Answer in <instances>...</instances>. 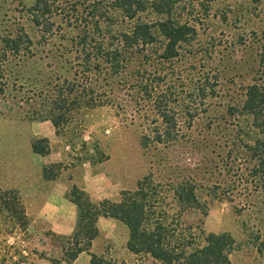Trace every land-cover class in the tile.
<instances>
[{"label": "trees", "instance_id": "obj_1", "mask_svg": "<svg viewBox=\"0 0 264 264\" xmlns=\"http://www.w3.org/2000/svg\"><path fill=\"white\" fill-rule=\"evenodd\" d=\"M182 3L183 0H35L28 16L37 29L50 34L52 19L60 17L77 30L70 41L77 70L66 88H58V97L45 119L53 125L56 136L61 121L68 119L65 113L77 115L81 108L111 105L112 90L107 88L118 85L123 86L134 108L143 112L152 126L141 136L142 146L193 143L190 132L195 121L212 107L219 80L215 72L200 71L187 82L180 78L174 82L161 70L162 65L179 60L183 46L196 40L201 10L206 14L204 4L190 3L185 5V19L178 17ZM2 42L0 68L7 53H28L31 46L22 29ZM255 47V79L243 87L239 100L227 106L228 118L234 122L232 132L236 131L222 137L223 155H217L221 156L218 169L231 178L233 188L236 181L244 191L264 188V39ZM31 149L36 155L46 156L49 142L34 140ZM63 168L61 164L45 167L44 178H57ZM173 169L166 179L149 172L132 190L121 191L117 202L94 203L85 191L72 186L67 198L77 207V222L71 235L58 237L61 256L54 264L71 263L83 252L90 256V264H125L91 252L92 242L100 235L96 225L99 217L126 228V250L137 258L159 264H231L233 238L227 233L205 234L201 218L208 198L225 199L228 193L217 194L216 185H210L198 167L176 162ZM28 224L19 193L0 187V264H7L11 255L7 238L15 230L24 232ZM262 247L259 252L264 251V244Z\"/></svg>", "mask_w": 264, "mask_h": 264}, {"label": "rangeland", "instance_id": "obj_2", "mask_svg": "<svg viewBox=\"0 0 264 264\" xmlns=\"http://www.w3.org/2000/svg\"><path fill=\"white\" fill-rule=\"evenodd\" d=\"M34 2L0 0V56L3 39L14 37L21 29L31 41L28 53H7L0 68V187L19 193L29 219L24 232L15 230L7 238V246L12 247L7 264L17 260L23 264H54L61 256V240L50 234L37 210L50 188L43 169L52 165L50 161L62 151L68 155V163L62 164L68 169L64 173L76 180L73 186L83 190L79 181L86 176L98 183L107 181L112 202L119 200L121 191L132 190L149 172L166 179L176 162L198 167L208 183L216 185L217 194L228 193L225 199L208 198L205 216L201 217L204 233H227L233 238L231 264H264V251H258L264 244V188L244 191L235 178L233 188L231 178L218 169L223 155L222 137L231 134L234 123L226 108L239 100L243 87L255 79V45L264 39V0L259 4L252 0H183L179 4L178 17L185 19V5L190 3L204 4L206 14L202 9L196 40L183 46L181 58L175 63L162 65V72L174 82L178 78L187 82L200 71L215 72L219 80L212 107L195 121L190 132L192 144L142 146L141 136L152 126L143 112L134 108L123 86L115 85L107 88L112 90L111 105L63 115L68 119L61 121L58 139L48 141L51 157L34 154L31 143L55 132L45 119L58 97V88H66L77 70L70 42L77 30L55 17L50 34L43 33L28 16ZM171 72L174 75L170 76ZM229 186L233 192H229ZM115 222L106 227L107 237L99 235L97 254L125 264H159L131 255L125 247L127 230Z\"/></svg>", "mask_w": 264, "mask_h": 264}, {"label": "crops", "instance_id": "obj_3", "mask_svg": "<svg viewBox=\"0 0 264 264\" xmlns=\"http://www.w3.org/2000/svg\"><path fill=\"white\" fill-rule=\"evenodd\" d=\"M41 137L47 139L48 141L58 139L54 131L52 134L50 133V135H41ZM64 149L66 150L67 147ZM49 156L51 157L52 154ZM66 156L68 155L64 151L60 153L57 152L55 154L54 161L51 160L50 162L53 164H66ZM66 170L68 169L63 168L59 176L55 179L44 180L45 183H50V188L45 192L43 201L37 210V213L43 219L47 230L50 234L57 237H66L71 235L75 229L78 217L77 207L67 198L69 189L71 186L76 184V180L74 178H67L64 173ZM93 181L99 186H102L99 187L97 184H93ZM79 182L83 187L82 189L88 194L90 200L94 203L100 202L101 200H110L113 196L111 193H108V190L106 189L108 186L107 181L106 183H98L96 179L93 180L89 176H86L82 177V180ZM96 186H98V188H96ZM112 222L115 221L103 217L98 218L96 225L100 232V236H102V234L104 236L106 234V237L108 236L109 233L106 227L111 226L113 224ZM98 238L92 242V253H97L95 250L99 243ZM60 264H90V256L83 252L80 253L73 262Z\"/></svg>", "mask_w": 264, "mask_h": 264}]
</instances>
